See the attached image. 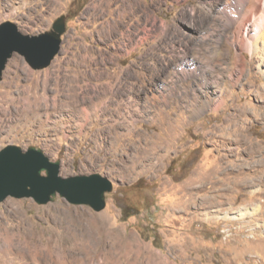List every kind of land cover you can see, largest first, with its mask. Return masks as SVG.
<instances>
[{
	"label": "rangeland",
	"instance_id": "rangeland-1",
	"mask_svg": "<svg viewBox=\"0 0 264 264\" xmlns=\"http://www.w3.org/2000/svg\"><path fill=\"white\" fill-rule=\"evenodd\" d=\"M201 1L0 0V23L23 34L65 21L47 67L16 52L6 62L0 149L36 146L62 177L113 181L98 212L6 197L0 264H264V66L243 50L245 70L231 75L241 48ZM195 61L227 76L220 105L201 99L199 113L190 88H215L200 74L175 81ZM120 204L138 213L123 219Z\"/></svg>",
	"mask_w": 264,
	"mask_h": 264
},
{
	"label": "water",
	"instance_id": "water-1",
	"mask_svg": "<svg viewBox=\"0 0 264 264\" xmlns=\"http://www.w3.org/2000/svg\"><path fill=\"white\" fill-rule=\"evenodd\" d=\"M64 30V16L58 17L50 30L38 35L21 33L11 21L1 22L0 80L6 62L15 52L33 69L47 67L60 49ZM59 168V160H49L39 147L28 146L23 151L18 145L4 146L0 149V202L11 196L46 204L58 195L96 212L105 207L106 193L113 188L112 180L98 172L62 177Z\"/></svg>",
	"mask_w": 264,
	"mask_h": 264
},
{
	"label": "bare ground",
	"instance_id": "bare-ground-1",
	"mask_svg": "<svg viewBox=\"0 0 264 264\" xmlns=\"http://www.w3.org/2000/svg\"><path fill=\"white\" fill-rule=\"evenodd\" d=\"M201 6L202 8H205V12L207 15H213V16L215 15V16H218L219 19H221L222 21L221 26L225 29L223 33L224 39L230 42L231 44L241 48V50L238 52L239 56H237L238 58L236 59L238 64L236 62H233L237 64V68L230 69L231 75L234 74L235 72L236 79H238V77L241 76V74L245 70L244 69L245 66L243 63L244 56L242 53H240L243 50H246L249 56H251V58H255L254 62L259 61V63H261L264 66V0H202ZM212 6H214V8ZM162 25L165 26V22H162ZM207 34H208L207 30L205 32L202 31V35H200V38L205 39ZM195 39L196 37H194L193 43L198 41V40L195 41ZM260 44H262V46H260ZM182 58H184V56H182ZM238 59H240V61ZM208 70H211L212 73L210 71L208 72ZM177 71L179 72V74L178 76H176L177 78L175 81H187L189 84H191V82H193L192 76L198 77V75L200 74L199 75L200 79L198 81V84L202 86L211 84L212 87H214L217 92L216 97H210L207 92L204 94L200 92L196 93L194 91L196 87L195 88L191 87L190 89H192V91L190 93H192V96H190L189 105L192 104L191 110L193 112L198 110L196 111V113H199V111L203 108L202 105L205 102H206L205 105L212 104L214 107H217L220 105L221 100L223 98V96L220 94L221 93L220 89L224 81L227 80L226 75H224L223 73L219 74L218 69H216L213 65H209V64L206 65V64H200V63L198 64L196 63V61L192 62L188 67L185 66L184 64L179 65ZM171 91L172 92H171L170 97L176 96L174 95L173 89ZM158 93L162 94V97L160 95L159 96L165 101V99L167 98L166 96L167 93L164 94L165 93L164 91H161ZM179 95L180 94H178V97H180ZM157 98H158V95L156 93H153L152 99H157ZM201 99H205L203 100L204 103L198 104V101H200ZM136 107L138 108V105ZM244 212L246 213V211H243V212H240L239 214L243 215Z\"/></svg>",
	"mask_w": 264,
	"mask_h": 264
},
{
	"label": "trees",
	"instance_id": "trees-1",
	"mask_svg": "<svg viewBox=\"0 0 264 264\" xmlns=\"http://www.w3.org/2000/svg\"><path fill=\"white\" fill-rule=\"evenodd\" d=\"M119 208L121 210V216L123 219L129 217L130 215L137 214V210H132L130 206H125L124 204H120Z\"/></svg>",
	"mask_w": 264,
	"mask_h": 264
}]
</instances>
